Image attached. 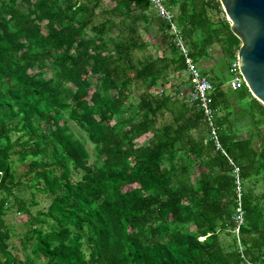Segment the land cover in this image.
Returning a JSON list of instances; mask_svg holds the SVG:
<instances>
[{"label": "trees", "instance_id": "trees-1", "mask_svg": "<svg viewBox=\"0 0 264 264\" xmlns=\"http://www.w3.org/2000/svg\"><path fill=\"white\" fill-rule=\"evenodd\" d=\"M101 1L0 0V264H243L234 235L219 236L233 178L189 78L186 93L171 83L184 60L166 23L148 0ZM163 1L198 69L214 45L228 67L241 42L219 0ZM151 22L168 53L149 52ZM229 77L212 81L214 121L244 181V255L264 264V105L224 89ZM26 188L50 199L44 212L32 215ZM12 203L30 218L26 259L8 248Z\"/></svg>", "mask_w": 264, "mask_h": 264}, {"label": "built area", "instance_id": "built-area-1", "mask_svg": "<svg viewBox=\"0 0 264 264\" xmlns=\"http://www.w3.org/2000/svg\"><path fill=\"white\" fill-rule=\"evenodd\" d=\"M154 8L156 14L166 23L168 34L177 48L178 52L182 55L184 60L183 72L189 78L191 83V89L189 92V101L194 102L200 109L203 121L208 129L209 137L212 140L214 150L221 154L226 159L227 167L233 178V195L235 210L232 215V228L231 232L236 238L238 251L243 258L245 264H252L248 258L244 255L243 246L240 242V226L244 223V210L242 206L243 200V178L240 174V167L234 161V159L227 153L223 147L217 127L214 121V109L212 107V92L213 84L209 78L196 66L193 58L190 56L189 49L185 44L180 28L175 22L174 15L166 7L163 0H148ZM229 79L227 80V87L232 90H240L243 87H247L245 79L239 69V58L237 56V50L235 51L233 59L228 65Z\"/></svg>", "mask_w": 264, "mask_h": 264}, {"label": "water", "instance_id": "water-1", "mask_svg": "<svg viewBox=\"0 0 264 264\" xmlns=\"http://www.w3.org/2000/svg\"><path fill=\"white\" fill-rule=\"evenodd\" d=\"M240 40L239 69L251 95L264 105V0H219Z\"/></svg>", "mask_w": 264, "mask_h": 264}, {"label": "rangeland", "instance_id": "rangeland-1", "mask_svg": "<svg viewBox=\"0 0 264 264\" xmlns=\"http://www.w3.org/2000/svg\"><path fill=\"white\" fill-rule=\"evenodd\" d=\"M109 4H110L109 0H102L100 7L102 6L106 7V6H109ZM170 11L172 12L175 18L176 12L173 9H170ZM221 16H224L226 18L225 13ZM213 18L215 19V16H213ZM148 26H149L150 32L142 31V36L145 40H149L150 42L149 52H151L152 54H161L163 53V51L168 53L170 49L161 47V44L157 42L159 38L155 39V35L159 34L157 24L155 22H151L149 23ZM140 29H142V27H140ZM171 83L173 84L179 83V88L184 93L187 89L186 88L187 86L186 85L187 84L186 74H182L180 76V79L173 76ZM244 133H245V130H242V131L240 130L238 134L239 136H244ZM17 134L18 133H13L12 137L14 138ZM77 134L78 136L83 138V140L87 143L89 148L92 147L89 141L85 139V135L82 130L77 129ZM146 136H149V135H146ZM146 138L147 137L140 138V142H144ZM11 158L15 161L13 164V174H14L15 179L19 178L23 181L26 180V177L24 176L25 167H26L25 163L21 161V159H18V155L16 154H13ZM253 188H254L253 189L254 192H257V193L260 192L261 190V187L259 185H255ZM22 193H23V197L25 198L26 202L29 203L28 206H29V209L32 215H37L38 213L44 212L46 210L50 202V199L47 196L41 193H36L34 197V202H30L29 188H26L24 191H22ZM17 207H18L17 204L12 203V205L6 210V212L3 215V219L5 220L11 232V236L8 241V248L10 252L18 256L20 259H26L27 255H29L30 253V250L29 248L24 247L23 239H24V234L28 229V222L30 218L28 217L26 212L18 211ZM43 227H46L45 223H43ZM219 236L223 242L230 243L232 240L233 234L231 231H229V229L228 230L226 229L224 231H221L219 233Z\"/></svg>", "mask_w": 264, "mask_h": 264}, {"label": "crops", "instance_id": "crops-1", "mask_svg": "<svg viewBox=\"0 0 264 264\" xmlns=\"http://www.w3.org/2000/svg\"><path fill=\"white\" fill-rule=\"evenodd\" d=\"M220 59H221V54L219 52L218 46L214 45L213 48L210 49V53L208 54L207 60L201 61L202 72L207 75L211 83L212 81L219 80L220 75L229 74L228 67L226 65H222ZM223 88L229 89L227 87V81L223 84ZM186 92L187 89L184 93Z\"/></svg>", "mask_w": 264, "mask_h": 264}]
</instances>
